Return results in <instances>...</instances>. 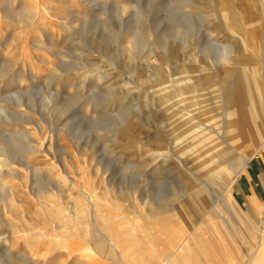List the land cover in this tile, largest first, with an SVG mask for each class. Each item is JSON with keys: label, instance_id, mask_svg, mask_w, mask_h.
Instances as JSON below:
<instances>
[{"label": "rangeland", "instance_id": "obj_1", "mask_svg": "<svg viewBox=\"0 0 264 264\" xmlns=\"http://www.w3.org/2000/svg\"><path fill=\"white\" fill-rule=\"evenodd\" d=\"M263 134L264 0H0V264H264Z\"/></svg>", "mask_w": 264, "mask_h": 264}, {"label": "bare ground", "instance_id": "obj_2", "mask_svg": "<svg viewBox=\"0 0 264 264\" xmlns=\"http://www.w3.org/2000/svg\"><path fill=\"white\" fill-rule=\"evenodd\" d=\"M259 136H260V134H259ZM264 136V134L261 136V138H259L258 140H260L259 141V143H260V146L258 147V145H256L255 144V146H254V143L255 142H253V143H251L250 145H249V147H247V151L249 150V148H256V151L257 150H260V149H262L263 147H264V138L262 139V137ZM235 138V140H236V142L237 141H239V138H241V136H240V132H239V134L238 135H236V137H234ZM251 146V147H250ZM247 151H242V153H241V156H242V158H243V161H246L248 158H249V156H250V154H248L247 153ZM230 184V183H229Z\"/></svg>", "mask_w": 264, "mask_h": 264}]
</instances>
